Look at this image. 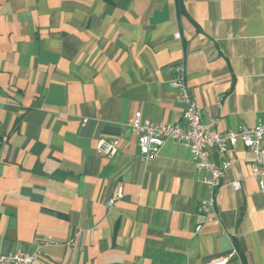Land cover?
Here are the masks:
<instances>
[{
    "label": "crops",
    "instance_id": "crops-1",
    "mask_svg": "<svg viewBox=\"0 0 264 264\" xmlns=\"http://www.w3.org/2000/svg\"><path fill=\"white\" fill-rule=\"evenodd\" d=\"M182 6L0 0V255L24 250L35 264H264V190L243 142L205 223L196 208L209 196L206 174L189 145L170 139L141 160L127 127L138 110L182 124L185 105L171 85L179 66L203 120L220 132L264 121V0ZM119 135V153L100 156L97 142Z\"/></svg>",
    "mask_w": 264,
    "mask_h": 264
},
{
    "label": "built area",
    "instance_id": "built-area-1",
    "mask_svg": "<svg viewBox=\"0 0 264 264\" xmlns=\"http://www.w3.org/2000/svg\"><path fill=\"white\" fill-rule=\"evenodd\" d=\"M180 33L175 35L180 38ZM177 91V99L185 107L181 114L182 124L154 123L144 119L141 110L128 122L127 127L138 140L139 157L141 160L158 154L167 140L179 143H187L191 149L193 162L199 172H205L203 183L208 188L209 196L202 200L196 208L197 214L205 223L212 221L216 210L217 194L222 187V180L226 172L233 166L231 152L237 146L238 141L254 154L252 164L253 177L259 180L261 190H264V121L259 120L255 125H242L236 130L220 132L217 129V121L205 122L198 102L191 94L188 86L185 66L176 69V75L171 82ZM123 135L111 139L101 138L97 142V152L100 156L112 158L121 148ZM235 190L241 189V183L235 182ZM123 189L120 188L114 198L110 199L109 206L123 197ZM202 225L197 227L199 231ZM52 243L51 240L38 242L37 250ZM37 256L24 250H18L13 254L0 255V264H35ZM228 258H221L211 264H226Z\"/></svg>",
    "mask_w": 264,
    "mask_h": 264
},
{
    "label": "trees",
    "instance_id": "trees-1",
    "mask_svg": "<svg viewBox=\"0 0 264 264\" xmlns=\"http://www.w3.org/2000/svg\"><path fill=\"white\" fill-rule=\"evenodd\" d=\"M178 7H179L180 10L183 9L182 0H178Z\"/></svg>",
    "mask_w": 264,
    "mask_h": 264
}]
</instances>
